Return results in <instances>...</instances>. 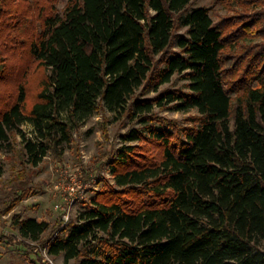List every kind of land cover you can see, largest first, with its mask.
Masks as SVG:
<instances>
[{
  "label": "trees",
  "instance_id": "16d2710c",
  "mask_svg": "<svg viewBox=\"0 0 264 264\" xmlns=\"http://www.w3.org/2000/svg\"><path fill=\"white\" fill-rule=\"evenodd\" d=\"M190 1L0 0V142L37 166L98 108L142 124L110 160L119 189L43 244L64 264H264V0H217L218 21ZM169 104L196 115L154 113Z\"/></svg>",
  "mask_w": 264,
  "mask_h": 264
},
{
  "label": "rangeland",
  "instance_id": "374dc122",
  "mask_svg": "<svg viewBox=\"0 0 264 264\" xmlns=\"http://www.w3.org/2000/svg\"><path fill=\"white\" fill-rule=\"evenodd\" d=\"M65 1L58 0L57 8L61 9ZM195 6L209 7L214 21L227 14L217 0H191L187 5L188 8ZM178 32L185 33L186 28L182 27ZM38 72L34 69L31 79ZM185 81L175 74L159 89L183 87ZM149 89L139 88L136 96H153L155 92ZM154 113L184 126L189 125L188 117L196 115V110L181 112L169 104L165 108L155 107ZM22 129L32 136L29 125H23ZM133 129H142L138 118L126 114L117 116L98 108L72 130L71 141L69 145H62L61 156L49 152L37 166L22 160L18 152V138L10 144L0 142V237L4 238L0 241V259H3L0 264H20L15 262L16 259L30 264L26 261L30 258L37 264H64L62 255H49L43 244L52 236L65 233L60 227L65 224V228L76 221L78 214L90 205L94 196L119 189L114 184L109 163L117 149L138 144L124 141L121 137ZM14 216L45 221L49 229L40 236V241L24 238L12 222ZM73 263L71 260L68 264Z\"/></svg>",
  "mask_w": 264,
  "mask_h": 264
},
{
  "label": "crops",
  "instance_id": "0c3cea01",
  "mask_svg": "<svg viewBox=\"0 0 264 264\" xmlns=\"http://www.w3.org/2000/svg\"><path fill=\"white\" fill-rule=\"evenodd\" d=\"M2 257H3V256H1V258H2ZM8 257H9V259L12 258V257H10V256H8ZM62 258H63V257H62ZM1 260H3V259H0V261H1ZM5 260H6V259H5ZM26 261L29 262L30 264H31V263H33V264H37V263H34V260H33L32 258H30V259H26ZM15 262H17V263L19 262L20 264H24L23 259H16ZM4 264H6V263H4Z\"/></svg>",
  "mask_w": 264,
  "mask_h": 264
},
{
  "label": "built area",
  "instance_id": "2783aa9c",
  "mask_svg": "<svg viewBox=\"0 0 264 264\" xmlns=\"http://www.w3.org/2000/svg\"><path fill=\"white\" fill-rule=\"evenodd\" d=\"M70 190H73V187H70Z\"/></svg>",
  "mask_w": 264,
  "mask_h": 264
}]
</instances>
